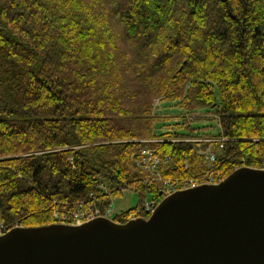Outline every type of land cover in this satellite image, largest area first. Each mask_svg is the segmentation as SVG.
<instances>
[{"label":"trees","instance_id":"1","mask_svg":"<svg viewBox=\"0 0 264 264\" xmlns=\"http://www.w3.org/2000/svg\"><path fill=\"white\" fill-rule=\"evenodd\" d=\"M155 99L189 114L178 128L207 109L219 136L157 135ZM207 138L225 141L194 140ZM144 147L171 182L264 168V0H0L3 227L53 224L125 189L154 196Z\"/></svg>","mask_w":264,"mask_h":264},{"label":"water","instance_id":"2","mask_svg":"<svg viewBox=\"0 0 264 264\" xmlns=\"http://www.w3.org/2000/svg\"><path fill=\"white\" fill-rule=\"evenodd\" d=\"M0 264H264V169L176 191L147 217L13 227Z\"/></svg>","mask_w":264,"mask_h":264},{"label":"rangeland","instance_id":"3","mask_svg":"<svg viewBox=\"0 0 264 264\" xmlns=\"http://www.w3.org/2000/svg\"><path fill=\"white\" fill-rule=\"evenodd\" d=\"M153 113L156 117L159 118V120L154 124V131L157 135L166 132L188 134L189 129H187L186 126H188V128L190 129H194V136L208 135V137H218L220 134V126L217 117L214 116L212 112H208V110L205 108L196 109V112L192 113L194 116V120L193 118L192 121L185 120L188 123L185 124L184 127L181 126L180 128L177 127V124L183 123L181 122V117L189 114H186L185 111L178 107L176 102L155 99L153 101ZM192 114L190 116H192ZM158 140L161 139H156L155 141ZM194 140L201 143L205 141V139ZM206 152L215 154V149H213V146H209L206 149ZM152 198V194L150 193H145L144 197L142 198L136 191L132 189H125L120 196L111 198L108 209L110 210V213L112 215L111 217H113L117 214H120L121 212L135 208L134 211L129 214V217H131L137 212L136 207H141L143 203L151 201ZM3 226L4 225H2L0 222V232L3 231Z\"/></svg>","mask_w":264,"mask_h":264},{"label":"built area","instance_id":"4","mask_svg":"<svg viewBox=\"0 0 264 264\" xmlns=\"http://www.w3.org/2000/svg\"><path fill=\"white\" fill-rule=\"evenodd\" d=\"M190 120L191 117H188ZM225 141L224 138L221 139H206L205 142L208 143H218V147H222V143ZM206 160L209 163L215 161V155L211 152L205 153ZM160 164V158L155 153L154 149L151 147H144L139 152V158L136 161L137 167L142 168L149 177L146 179V182L150 184L153 181H158V188L154 198L146 203H143L142 206L136 209L135 216L148 215L150 214L155 207L157 206L159 199L163 198L177 190L193 188L201 183H212L208 174L203 175L199 180L194 178H188L184 180L168 181L165 180L161 175L158 174V166ZM156 176V177H154ZM160 181V182H159ZM106 216L111 217L110 210L108 207L102 208L96 205L94 202L88 205L83 203L79 204L78 207L73 210L71 213L65 215L55 214L57 222L66 223V224H81L83 222L89 221L95 217Z\"/></svg>","mask_w":264,"mask_h":264}]
</instances>
